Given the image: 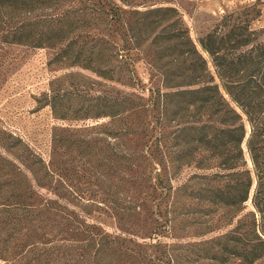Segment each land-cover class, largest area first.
Returning a JSON list of instances; mask_svg holds the SVG:
<instances>
[{"label":"trees","instance_id":"trees-1","mask_svg":"<svg viewBox=\"0 0 264 264\" xmlns=\"http://www.w3.org/2000/svg\"><path fill=\"white\" fill-rule=\"evenodd\" d=\"M4 1L0 8L17 14L72 0ZM156 5L140 10L133 0H99L23 21L2 35L6 44L57 49L52 64L130 90L131 56L143 55L154 86L147 99L133 92L99 95L90 106L95 119L109 120L101 134L115 141L106 145L111 155L93 167H105L112 179L124 174L117 182L124 184H111L114 193L105 199L116 220L113 233L91 218L93 205L74 203L94 199L66 185L54 157L46 162L0 131V264H143L144 255L130 248L140 247V235L160 243L162 231L186 225L189 214L218 211L219 238L212 242L219 240V264L264 257V28L251 27L252 10L230 12L197 46L177 9ZM46 105L59 119L67 109L58 93ZM67 142L71 150L77 141ZM191 169L197 173L189 175ZM251 193L260 224L253 214L239 218Z\"/></svg>","mask_w":264,"mask_h":264},{"label":"rangeland","instance_id":"rangeland-1","mask_svg":"<svg viewBox=\"0 0 264 264\" xmlns=\"http://www.w3.org/2000/svg\"><path fill=\"white\" fill-rule=\"evenodd\" d=\"M98 1L72 0L63 5L60 1H54L53 5L32 11L23 10L16 12L17 14H11L10 9L0 8V131L22 139L46 162L50 157H54V162L63 172V181L66 185L71 183L75 193L86 199H94L89 203L82 201L74 203L80 207L93 205L90 207L91 218L106 232L113 233L117 230L116 220L109 209V204H105V199L114 193L110 188L111 184L117 183L124 174L117 171L116 179L113 180L108 176L105 167L100 171L93 167L101 162L100 158L111 155V149L106 145H112L115 141L101 134L102 127L109 126V120L95 119L90 106L99 95L108 96L116 93L124 95L133 92L147 99L148 90L154 86L148 61L143 55L131 56L135 89L130 90L124 85L98 78L90 71L68 67L62 63L52 64L51 60L57 49L10 45L1 40L2 35L11 32L23 21L58 16L67 7L94 5ZM133 1L140 10L143 6L148 7L153 3L157 4L156 6L175 7L197 46L198 40L209 32L222 16L230 12L252 10L251 15L257 18L251 27L255 30L264 28V0ZM2 3L6 1L0 0V6H3ZM55 93H58L66 103L67 109L59 114L62 119L57 118L46 105V99ZM54 138H60L61 142L54 145ZM67 141L77 142L69 150ZM91 141H98L100 144L96 148H87L91 150L89 153L84 143ZM102 143L104 145H101ZM125 147L124 142H117L115 148L117 152L122 153ZM53 149L56 153H53ZM245 160L247 168L252 170L253 166L247 152ZM103 164H108L107 159ZM187 173L192 175L197 172L191 169ZM120 182L117 184H124ZM255 186L256 182H253V188ZM118 193L117 197L122 198L124 193L121 191ZM251 199L252 193L244 204L239 218L246 220L253 214L260 224V216L254 210ZM167 217L170 218V215ZM186 219V225L178 222L172 231L163 230L158 238L160 243L155 239L142 238L144 236L140 235L135 239L140 247L130 248L144 255L143 264H219V253L216 252L219 248L218 246L214 248L219 240L217 243L212 242L219 238V211L203 217L199 214H189ZM214 254L216 255L213 256ZM228 264H239V261L233 260ZM255 264H264V257Z\"/></svg>","mask_w":264,"mask_h":264}]
</instances>
